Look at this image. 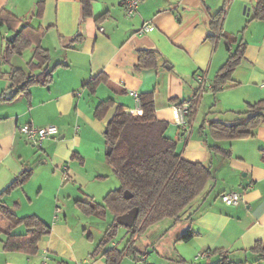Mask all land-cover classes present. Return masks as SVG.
Wrapping results in <instances>:
<instances>
[{
	"label": "crops",
	"instance_id": "0c3cea01",
	"mask_svg": "<svg viewBox=\"0 0 264 264\" xmlns=\"http://www.w3.org/2000/svg\"><path fill=\"white\" fill-rule=\"evenodd\" d=\"M124 1L92 0L86 16L82 0H0V14L6 11L20 21L17 30L0 26V95L18 86L12 85L14 69L42 72L30 64L37 62V43L4 61L7 37L26 24L40 31L39 44L49 55L43 67L53 74L48 85L32 84L0 100V204L19 216L36 214L51 226L36 253L7 251L8 233L26 229L10 228L0 209L5 224L0 264H38L46 253L48 264H106L104 251L92 253L109 226L98 239L92 231L95 214L83 212L76 201L104 204L108 192L120 186L107 180L114 171L106 159L105 129L116 105L134 109L132 92H153L157 117L168 123L166 135L177 141L182 156L214 171L182 219L184 228L196 233L191 239L196 251L207 252V264L219 259V249L235 263L264 264L252 251L264 242V121L252 135L232 140L216 141L208 130L210 119L234 122L249 104L264 99V20H249L256 0H141L133 15ZM223 8L221 27L214 29ZM146 24L151 29L144 30ZM239 43L246 45L232 78L213 90L217 73ZM141 49L155 51L156 66L137 68ZM100 73L107 82L92 87L90 80ZM197 73L211 85L200 98ZM107 99L115 105L98 117L95 108ZM184 105L190 131L174 120V107ZM25 123L56 125L59 133L39 148L20 131ZM208 142L224 150L212 152ZM25 170L29 177L4 191ZM230 191L241 194L237 205L222 200ZM106 215L112 216L109 210ZM119 243L113 239L105 248L123 249ZM142 253L144 261L149 253ZM126 260L121 264H133L132 258Z\"/></svg>",
	"mask_w": 264,
	"mask_h": 264
},
{
	"label": "trees",
	"instance_id": "16d2710c",
	"mask_svg": "<svg viewBox=\"0 0 264 264\" xmlns=\"http://www.w3.org/2000/svg\"><path fill=\"white\" fill-rule=\"evenodd\" d=\"M84 15L91 14L92 0H82ZM224 19V8L215 15L212 22L214 29H219ZM249 20H264V0H256L254 11ZM17 30L20 21L13 19L6 11L0 14V26ZM40 31L30 28L27 24L20 31L14 42H6L4 61L9 62L15 54L37 43L34 59L31 66L42 68L38 75H26L21 69H14L10 74L13 84L24 86L18 92L27 89L32 84L48 85L52 79V71L43 67L49 55L40 44ZM226 37H230L228 34ZM229 42V41H228ZM245 43H239L231 53L227 62L217 73L213 90H217L232 78V73L243 57ZM139 61L137 68H149L156 66V53L153 50L141 49L138 51ZM104 73L93 77L89 84L95 87L100 82H107ZM0 95V100L5 99ZM143 99V115H136L122 104L116 105L113 116L108 121L105 132L107 146L112 147L111 154L106 155L108 164L120 179V186L108 192L104 198V204L94 200L86 202L77 200L76 204L86 214H95L104 217L109 210L114 215V222L107 228L104 237L99 242L93 255L103 252L106 264H121L126 255L138 258L140 252L132 244L134 236L143 231L149 225L170 218L174 222L182 221L183 217L192 208L194 201L205 190L207 184L214 178L211 166L202 161L189 160L182 156L178 150L175 139L166 135L168 123L160 120L156 114V103L153 92L145 93ZM115 105L113 99L101 101L95 108L98 117L105 116L109 109ZM240 118L234 122L223 119H210L208 124L209 136L216 140H232L248 137L253 134L256 126L264 121V99L249 104L246 111L239 113ZM210 151L224 150L216 144L207 143ZM229 153V151H227ZM30 175V170L23 171L19 178L11 182L4 191H8L22 184ZM133 194L126 198L125 191ZM133 207H138V215L134 225L128 228L131 238L123 249L117 247L105 248L115 237L117 228V216L128 212ZM4 219L10 222L13 228L18 225L25 227L24 233H8L4 242L7 251H25L33 254L37 252L38 243L43 236L51 231V226L36 214L19 216L8 205L0 204ZM192 216V215H191ZM4 231L0 227V232ZM195 232L186 231L178 239L190 241ZM257 259H264V242L256 243L252 249ZM219 259L208 264H238L231 261L224 251L217 250Z\"/></svg>",
	"mask_w": 264,
	"mask_h": 264
},
{
	"label": "rangeland",
	"instance_id": "374dc122",
	"mask_svg": "<svg viewBox=\"0 0 264 264\" xmlns=\"http://www.w3.org/2000/svg\"><path fill=\"white\" fill-rule=\"evenodd\" d=\"M113 174L114 175L108 177L107 180H115L119 185V177L114 172ZM50 180L52 179L50 178ZM110 213L112 214V212ZM94 216L93 220L95 223L92 225V231L94 235L100 239L105 229L114 222L115 217L113 214L107 218V215L104 217L97 215ZM4 225L5 224L0 217V227H3ZM184 227V220L183 222H174L170 218H165L159 222L149 225L143 231L138 232L134 236L133 240L135 241H132V244L136 248L140 249V261L139 259L135 260L133 256H130V254L126 255V261L132 258L133 264H207L209 260L206 258L208 257L202 256L197 258L201 252L196 251V242L193 240L182 241L177 239L178 236L183 235L189 230L188 226L186 228ZM127 229L128 228L123 225L118 226L117 233L114 237V240L120 242L119 244L123 247L126 246L127 242L131 238V233H128ZM24 230L25 228L23 226L16 228V232H23ZM144 250H147L149 256L146 260L142 261V252Z\"/></svg>",
	"mask_w": 264,
	"mask_h": 264
},
{
	"label": "built area",
	"instance_id": "2783aa9c",
	"mask_svg": "<svg viewBox=\"0 0 264 264\" xmlns=\"http://www.w3.org/2000/svg\"><path fill=\"white\" fill-rule=\"evenodd\" d=\"M124 2L128 15H133L138 11V7L140 5L141 0H125ZM143 29L149 30L151 29V25L146 24L143 26ZM196 78L199 82V86L197 89V98H200L205 93L206 89L210 88L209 86L211 85L207 83V78L202 73H197ZM132 95L135 99L136 105L134 109H130V110L136 115H143L144 108H143L142 96L137 92H132ZM185 108L186 105H184L183 107H174L173 115L176 124H178L179 126H183L184 129L186 130H189L188 121L184 117ZM20 131L25 135V137L29 142H32L34 145L38 147L42 146V143L45 139L50 137H55L59 133V129L56 125H47L40 127V126L32 125L30 123H25L21 125ZM221 196L224 203L230 206L237 205L242 199L241 194L237 191L224 192ZM207 255H208L207 252H202L197 256V258ZM47 257H48V253H46L45 258H43V260L38 264H48L49 259ZM32 264H36V263H32Z\"/></svg>",
	"mask_w": 264,
	"mask_h": 264
},
{
	"label": "water",
	"instance_id": "95a60500",
	"mask_svg": "<svg viewBox=\"0 0 264 264\" xmlns=\"http://www.w3.org/2000/svg\"><path fill=\"white\" fill-rule=\"evenodd\" d=\"M247 15H249V13ZM20 30L21 29H19L18 32ZM17 34H18L17 32L10 34L7 37V40L9 42H14ZM23 85H24V83H21V84H19L16 87H11L10 89H8L5 92L6 98H12V97H14L18 93L19 89L23 87ZM106 131H107V128L105 129V132ZM111 152H112V147L108 146V148H107V154H111ZM125 196H126V198H131L133 196V194L130 193V191L126 190L125 191ZM137 215H138V207H133L128 212L123 213L121 215H118L117 216V223L120 224V225H123L125 227H130V226L134 225V223L136 221V218H137Z\"/></svg>",
	"mask_w": 264,
	"mask_h": 264
}]
</instances>
